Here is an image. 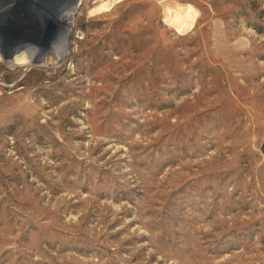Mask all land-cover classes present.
Instances as JSON below:
<instances>
[{
  "label": "rangeland",
  "instance_id": "1",
  "mask_svg": "<svg viewBox=\"0 0 264 264\" xmlns=\"http://www.w3.org/2000/svg\"><path fill=\"white\" fill-rule=\"evenodd\" d=\"M10 4L0 264H264V0Z\"/></svg>",
  "mask_w": 264,
  "mask_h": 264
},
{
  "label": "bare ground",
  "instance_id": "2",
  "mask_svg": "<svg viewBox=\"0 0 264 264\" xmlns=\"http://www.w3.org/2000/svg\"><path fill=\"white\" fill-rule=\"evenodd\" d=\"M12 6L13 4H10L9 6H6V7H1L0 14H6V17L10 16L9 13H11L10 10L12 9ZM76 9L78 8L76 7V4L74 3V5H72L68 11L60 14V17H59L62 23V26H63L62 32L64 34L63 39H61V41L65 42V45H67L65 41V38H67L65 36V33L68 34L66 32V28L68 29L69 24H70L69 21L72 19V16L75 14ZM52 42L49 45L44 46L43 48H40V49H39V45H34V44L29 47L26 46L21 49L19 48L20 50H18L17 52H13L14 53L13 55L6 57L8 58L7 63L14 70L16 68L26 67V66L28 68H34L36 64H39L38 66H41L44 63L43 59L51 52L55 53L56 56L58 57V63H62L68 57V54L66 53V50H65L66 46H63V48H61L62 50L59 51L55 47L56 44L54 43L52 44ZM13 57L15 59H12ZM0 61H2L1 58H0Z\"/></svg>",
  "mask_w": 264,
  "mask_h": 264
}]
</instances>
